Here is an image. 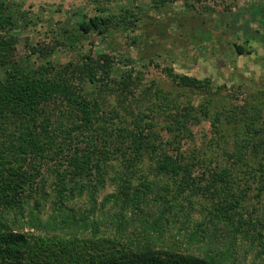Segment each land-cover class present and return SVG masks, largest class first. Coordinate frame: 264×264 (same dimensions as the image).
Masks as SVG:
<instances>
[{"label":"trees","instance_id":"16d2710c","mask_svg":"<svg viewBox=\"0 0 264 264\" xmlns=\"http://www.w3.org/2000/svg\"><path fill=\"white\" fill-rule=\"evenodd\" d=\"M91 1L93 14L78 10L61 37H27L18 61L26 15L0 0V264H264V89L150 59L157 80L129 55L79 49L175 0H130L117 13ZM183 1L242 15L235 30L247 34L237 0ZM66 48L77 55L62 61ZM202 120L204 149L186 153Z\"/></svg>","mask_w":264,"mask_h":264},{"label":"rangeland","instance_id":"374dc122","mask_svg":"<svg viewBox=\"0 0 264 264\" xmlns=\"http://www.w3.org/2000/svg\"><path fill=\"white\" fill-rule=\"evenodd\" d=\"M148 0H137L135 4ZM231 0H208L211 5L217 2ZM238 7L231 11L237 12L238 8L246 9L245 16L250 20L248 27L243 25L246 33L237 32V27H242L243 16L236 15V21L228 17V13L201 11L191 9L183 0H175L164 8L162 13L153 8L146 7L139 15L134 29L112 31L109 36L98 39L92 37L83 39L78 44L79 49L91 47L129 55L135 60L139 68L142 63L153 62L172 65L178 72H184L199 78L210 76L214 83L239 84L243 90L264 89V36L254 33L255 21L258 19L264 25V3L260 0H237ZM11 6L26 15L27 23H22L18 31L20 42L16 47L15 58L19 61L31 52L26 51L24 42L28 37L30 42L43 40L49 42L55 36L61 37L62 28L78 19L77 11L93 14L91 0H10ZM130 0H112L107 3L109 12L117 13L121 7H129ZM258 3V4H257ZM254 4L256 6L252 7ZM240 22V23H239ZM264 31V29H263ZM63 34V33H62ZM243 46L242 53L235 49V44ZM92 46V47H93ZM60 59L66 61L75 58L76 49H61ZM34 55H31L32 57ZM58 56V55H57ZM33 58V57H32ZM117 67H123L117 64ZM147 75L159 80L163 74L160 68L148 63ZM176 88H173L175 91ZM191 102L200 101L196 93H189ZM241 97V95L239 94ZM202 97V95H201ZM182 98V97H181ZM195 139L187 140L183 144L185 152L191 147L204 149L205 143L202 135L209 131L208 121L191 125ZM107 186L101 191L98 198L110 191ZM48 190V189H47ZM50 191V190H49ZM50 196V195H49ZM84 196L83 198H86ZM41 208L44 214L49 211L50 197ZM45 217V215L43 216Z\"/></svg>","mask_w":264,"mask_h":264}]
</instances>
